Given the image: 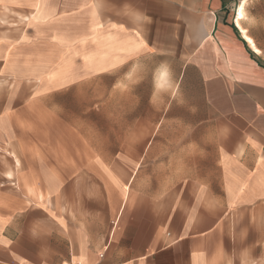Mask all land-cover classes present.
Listing matches in <instances>:
<instances>
[{
    "label": "crops",
    "instance_id": "0c3cea01",
    "mask_svg": "<svg viewBox=\"0 0 264 264\" xmlns=\"http://www.w3.org/2000/svg\"><path fill=\"white\" fill-rule=\"evenodd\" d=\"M109 1L128 14L118 27L121 39L112 41L111 49L130 56L137 49L136 57L143 61L159 60L168 69L167 77V62H174L178 90L199 97L189 122L193 132L164 135L161 141L167 145L163 150L149 145L140 165L128 150H56L51 151L52 166L15 171L21 187L39 200H49L61 186L68 204L92 205L87 214L71 218L52 214L57 222L73 223L56 226L67 248V263L39 258L36 216L29 217V255L13 241L14 223L25 217L8 212L13 207L7 197L10 182L0 165V264H264V0L242 5L239 0ZM55 2L0 0V17L13 11L25 23L32 22L26 16L30 11L35 14L30 13L34 22L27 30H13L8 37L0 32V61L6 44H17L5 38L19 40L25 30L36 60L46 61L47 73L58 35L84 40L88 0H78L76 12H66ZM19 8L26 15L15 11ZM55 31L62 33L55 37ZM18 57L12 55L5 64L6 74L17 78L30 72L28 65L16 64ZM28 89L17 87L15 94ZM48 90L53 92L54 86L47 85ZM5 104L6 99L0 101V152L8 142L22 148L28 142L23 135L36 125L7 117ZM86 181L104 189L108 199L87 195L81 188ZM132 188L141 192L131 195ZM114 198L123 201L103 242L98 211L107 203L118 206ZM41 216L51 232L52 248L55 220L47 213Z\"/></svg>",
    "mask_w": 264,
    "mask_h": 264
},
{
    "label": "rangeland",
    "instance_id": "374dc122",
    "mask_svg": "<svg viewBox=\"0 0 264 264\" xmlns=\"http://www.w3.org/2000/svg\"><path fill=\"white\" fill-rule=\"evenodd\" d=\"M60 2L62 4L56 0L54 5H61L66 12L77 11L78 0ZM19 9L15 11L26 15L22 8ZM84 10L86 30L81 43L77 35L67 40L62 32H54L55 37L62 34L56 38L59 44L52 50L53 61L49 64L52 68L48 69V73L45 71L46 61H41L44 58L36 60V49L25 40L26 30L34 22V10L30 11L33 15H26L32 17V22H19L16 19L18 14L13 11H7L4 17H0V32L7 37L14 34L13 30L26 28L19 40H4L17 44H6L4 47L5 59L0 61V101L6 99L7 117L13 119L17 116L36 122L34 130L31 128L23 135L32 148L26 147L27 143L23 142L22 148L15 149V143L8 142L0 152V165L6 169L5 177L10 182L7 188L11 189L7 197L11 198L13 207L8 212L25 217L14 223L17 233L13 241L25 246L26 255H29L30 246L26 238L29 236L28 227L33 223L29 217L36 216L38 256L53 257L55 263L68 261L67 248L57 227L62 228L63 223L70 227L73 223L57 222L52 214L61 218L69 215L71 218L75 214H87L92 205L68 204L67 194L65 196L61 186L49 200H39L34 192L21 187L15 171L21 173L28 167L43 164L52 166L51 151L56 150H128L140 165L143 152L149 149V145L150 149H161L167 145L161 141L164 135L193 132L189 127L191 112L200 105L197 94H183L178 90L179 79L173 70L174 62H167L171 66L170 77H167L168 69L163 70V62L156 59L143 61L141 57H136L137 49L132 56L130 52L111 49V42L121 39L118 27L125 23L128 15L125 10L117 11L109 0H88ZM135 17L136 13L132 18L134 25ZM121 54H127L132 59H120ZM12 55L19 56L15 62L20 67L25 64L30 67L28 75L17 78L6 74V60ZM163 73V78L157 77ZM47 85L54 86L53 92L45 91ZM21 86H28V93L15 94L16 88ZM13 98L15 101L11 102ZM8 177L12 179L8 180ZM81 188L87 195H101L104 201L108 199L106 191H100L92 182L86 181ZM43 191L40 188L37 190L44 194ZM135 191L138 190L132 188L130 194ZM19 201L21 206L16 205ZM114 201L118 206L111 207L107 203L98 211L103 242L107 240L110 221L115 218L123 199L114 198ZM44 213L55 220L52 248L49 246L51 232L47 231L46 220L41 216Z\"/></svg>",
    "mask_w": 264,
    "mask_h": 264
},
{
    "label": "built area",
    "instance_id": "2783aa9c",
    "mask_svg": "<svg viewBox=\"0 0 264 264\" xmlns=\"http://www.w3.org/2000/svg\"><path fill=\"white\" fill-rule=\"evenodd\" d=\"M248 1H250V0H239V5H240V4L242 5V4H244L245 2H248ZM104 257H105L104 254H101V255H100V259H101V260H103ZM77 264H82V263H77ZM99 264H104V263L101 262V263H99Z\"/></svg>",
    "mask_w": 264,
    "mask_h": 264
}]
</instances>
